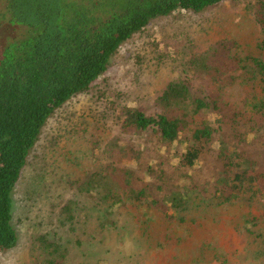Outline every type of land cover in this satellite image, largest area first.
<instances>
[{
  "label": "trees",
  "instance_id": "trees-1",
  "mask_svg": "<svg viewBox=\"0 0 264 264\" xmlns=\"http://www.w3.org/2000/svg\"><path fill=\"white\" fill-rule=\"evenodd\" d=\"M227 1L0 0V255L19 245L13 194L49 121L91 94L122 47L152 22ZM253 11L263 37L255 52L244 56L225 38L182 63L179 79L146 106L122 95L107 101L100 120L112 119L119 135L105 155L94 143L100 167L75 185L95 203L101 229L116 226V217L139 220L140 209L148 219L166 208L159 222L182 233L196 194L210 206L256 207L245 235L252 258L264 259V204L256 206L264 198V0ZM238 79L253 92L243 104L225 98ZM62 214L81 222L70 206ZM40 247L47 264H64L70 254L57 234L41 237Z\"/></svg>",
  "mask_w": 264,
  "mask_h": 264
},
{
  "label": "rangeland",
  "instance_id": "rangeland-1",
  "mask_svg": "<svg viewBox=\"0 0 264 264\" xmlns=\"http://www.w3.org/2000/svg\"><path fill=\"white\" fill-rule=\"evenodd\" d=\"M258 1L229 0L200 15L180 12L152 22L122 47L91 94L73 99L49 121L13 194L19 245L1 254L0 264H47L40 240L56 234L70 252L64 264H98L100 258L107 264H264V259L252 258L255 246L245 235L247 220L252 213L260 214L256 207L210 206V200L194 194L188 222L179 229L184 235L159 222H165L166 208L150 215L151 220L140 209L139 220L116 217V226L101 229L92 210L95 203L80 198L75 186L100 167L92 158L94 143L99 142L105 155L119 135L112 119L100 120L107 101L122 95L146 106L179 79L182 63L225 38L235 40L244 56L255 52L263 39L254 20ZM250 88L238 79L226 89L225 98L243 104L253 98ZM260 202L264 204V198L256 206H262ZM69 206L81 222H65L62 210Z\"/></svg>",
  "mask_w": 264,
  "mask_h": 264
}]
</instances>
